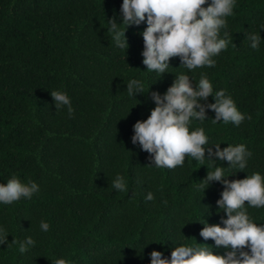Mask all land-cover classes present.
<instances>
[{
  "label": "trees",
  "instance_id": "obj_1",
  "mask_svg": "<svg viewBox=\"0 0 264 264\" xmlns=\"http://www.w3.org/2000/svg\"><path fill=\"white\" fill-rule=\"evenodd\" d=\"M122 2L0 0V183L16 174L39 185L31 199L0 204V226L9 233L0 264H55L61 257L70 264H150L153 250L170 258L181 243L214 246L199 235L198 221L227 218L216 204L224 186L202 181L208 169L229 162L186 156L182 167H150L149 153L131 141L133 124L155 107L151 93L163 94L180 73L197 82L206 74L213 92L226 90L250 117L239 126L214 124V110L206 109L208 120L192 121L190 130L204 127L210 144L242 143L252 152L247 167L228 168L226 178L264 174V40L252 49L245 39L264 25V0H237L227 17L231 42L213 57L214 67L189 71L177 56L161 76L142 63L146 23L126 28L127 50L112 41L108 21L122 22ZM133 78L144 91L134 97L126 89ZM54 91L71 98V117L66 106L56 109ZM213 102L211 95L202 101ZM117 174L129 191L111 187ZM150 191L153 201L145 199ZM248 212L264 224V208ZM29 236L35 245L20 253L13 238Z\"/></svg>",
  "mask_w": 264,
  "mask_h": 264
},
{
  "label": "clouds",
  "instance_id": "obj_2",
  "mask_svg": "<svg viewBox=\"0 0 264 264\" xmlns=\"http://www.w3.org/2000/svg\"><path fill=\"white\" fill-rule=\"evenodd\" d=\"M236 4L237 0H123L120 6L122 22L117 23L115 19L108 21L107 31L117 47L127 50L126 28L146 23L141 33L144 42L142 63L146 70L155 71L160 76L169 68L170 58L177 56L181 65L189 71L214 67L216 60L213 57L218 56L231 42V34L226 30L227 17L234 14ZM121 25L124 27L121 28ZM261 30H264V25L260 26ZM260 31L245 37L252 49H259L261 40H264ZM190 76L187 73L175 75L173 83L163 94L157 91L151 93L155 107L147 119L137 120L133 124L131 141L149 153L150 167H182L186 156L200 162L205 159L213 163L216 159L229 162L228 167L215 165L212 171L207 167V176L202 181L206 187L214 181L224 186L216 204L227 218L221 217L218 224H209L205 219L198 221L203 224L199 235L205 241L211 238L214 246L197 243L196 240L194 244L181 243L171 251L170 258L164 257L161 251L153 250L149 253L150 264H264V224L258 225L248 212V207L264 208V174L256 171L243 179L226 178L229 176L226 170L230 167L243 171L252 152L242 143H228L227 147L221 149V143H209L204 127L190 130L193 120H208L206 109L214 110L215 116L211 119L214 124L222 121L239 126L250 117L238 109L233 97L226 95V90L213 92V84L206 74L201 73L198 82L193 76L190 79ZM126 85L129 95L133 97L144 92L141 80L133 78ZM210 95L214 102L202 103ZM51 96L56 109L66 106L68 115H73L71 98L66 92L54 91ZM111 187L121 192L129 191L120 174L112 181ZM38 191L39 185L35 181L24 183L13 174L6 183H0V204H11L21 198L31 199ZM145 199L153 201L155 196L150 191ZM40 229L47 231L49 224L41 221ZM8 236L6 229L0 226V245L7 242ZM12 243L19 244L20 253L35 245L30 236L20 241L13 238ZM214 247H222L223 254L214 252ZM55 264H70V261L61 257L56 259Z\"/></svg>",
  "mask_w": 264,
  "mask_h": 264
}]
</instances>
